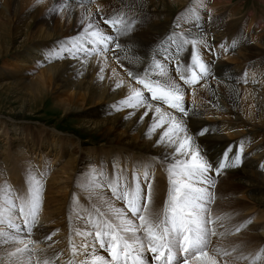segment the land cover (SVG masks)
<instances>
[{
    "label": "bare ground",
    "instance_id": "1",
    "mask_svg": "<svg viewBox=\"0 0 264 264\" xmlns=\"http://www.w3.org/2000/svg\"><path fill=\"white\" fill-rule=\"evenodd\" d=\"M170 1L109 0L105 5L99 6L93 0L90 2L89 0H80L78 3L69 0H60V3L57 0H0V60L8 58L13 53L21 52L18 49L10 51L8 45L13 44L14 46L15 38L23 33L25 40L21 47L27 46L23 54L20 56L17 54L12 69L9 70L5 66L0 68V77L11 78L9 85H17L26 91L30 90L37 97L54 92L57 97H60L55 102L56 106L63 108L65 113H83L85 118L80 120V123L84 125V129H89L94 125L93 129L102 135L110 145L125 148L124 151L143 152L142 155L146 159L136 161L133 164V169L141 174L142 179L145 172H153L154 175L159 172L161 184L154 187L152 193L154 192L155 195L160 190L167 191L170 188L168 173L157 166L156 160L164 162L167 167H172L174 162L172 148L166 144H158L161 133L169 125L165 124L163 128L157 129L151 135L148 134L150 125L155 119H158L155 108L160 107L165 120L183 127L184 131L179 133V137L181 139L191 137L192 150L198 151L204 160L213 165V172L218 170L215 173L218 176H216L217 180L211 171L210 184L201 187L207 189L205 209L215 205L213 208L211 207L212 212L225 213L222 214L224 221L214 225L216 230L220 229L218 235L222 238H224L223 236L230 237V233L238 229L240 234L247 235L249 238L246 241L247 244L245 241V243L236 241L235 244L227 247L226 243L237 240L232 235V238L222 239L227 241L224 246L208 245L205 250L209 256L215 259L216 264H221L217 256L225 251L230 255L234 253L238 259L242 256L240 252L246 254L245 250L249 247L251 250L255 244L258 247L262 245L264 248V218H261L262 213L259 208L254 210L256 205L264 208V173L259 171H264V92L260 89L263 82L260 83L258 80L262 77L264 80V32L256 31L253 28L252 31L255 34L249 33V29L252 27L251 20L248 29L243 27L242 35V26L225 23L222 17L211 15V11H215L216 4L211 5L210 9L212 10L207 12L202 11L204 0H188L195 4L196 10L189 12L187 9H183L185 15L183 20L173 23L177 24L180 34L196 39V43L199 44L197 49L194 47V49H188L183 40L172 41V35H168L171 32H167V28H162V24L157 22V19L154 21L151 19V15L155 13L152 11H158L159 4L161 6L170 4ZM198 1L203 5H198ZM33 2H36L39 7L30 5ZM52 9H56V11H52ZM116 9H119L117 11L123 17L119 23L113 22L117 31L111 32L106 28L104 21L107 20L108 23H111L107 14ZM132 10L151 14H145L137 19ZM21 22H27L25 29L20 28ZM89 25H91L90 29ZM92 33H96V36L93 37ZM100 35L108 37L109 42H92L93 40L98 41ZM117 36L121 37L120 41H117ZM115 42L116 47L113 48ZM175 47L179 48L178 55ZM215 50L227 51L229 56L226 59L232 58L236 63L235 66L232 67L222 59L215 58V55L212 54ZM181 51L183 54L179 55ZM95 53H99V55L92 56ZM163 55L165 56L163 57ZM19 59L23 62L20 64L21 67L17 62ZM175 59L182 60L180 63L182 66L174 67ZM33 62H44L46 67L36 76L26 77L24 72L28 68H32ZM200 64L205 67L201 68ZM157 65L160 67L158 68ZM193 65H195V69H193ZM152 69H156V71L152 72ZM193 72L196 73L195 80H192ZM129 73L139 79L149 80L150 78L153 86L158 81L157 86L165 87L166 90L163 91L171 92L172 95L178 93L186 99L184 105L179 102L186 111L182 113L174 108L169 109L170 106H167L162 100H150L152 110L149 116L143 120L140 119L144 112L143 108L126 107L125 111L115 115L114 111L120 107L123 108L120 101L127 99L130 93L135 90L147 93V90L137 83ZM248 73L257 75L258 79L254 85L250 83L247 85L246 78L242 77ZM180 75H184L187 82L182 81ZM168 84L178 85V91L169 87ZM117 85L120 87L117 88ZM223 113L231 121L218 124L219 122L216 120L219 116L224 115ZM109 115L110 117H104L97 121L87 118ZM222 128L228 131H223ZM201 131H205L206 134L200 135ZM4 138H8L7 133ZM31 140L30 148L34 150L35 154L41 145L39 143L46 144L45 141H39L36 136H32ZM48 146L51 147L48 153L46 152L49 147L43 150L41 147L42 151L39 154L50 155L52 152L55 157L58 154L61 156L68 154L72 157L70 160L77 158L65 146L52 147V143ZM222 148L228 150L227 152H237V158L240 161L237 166H241L240 169H233L234 166L230 162L227 165L223 164V168H219L221 161L215 156L219 157L218 154L223 152ZM77 150H75L76 154ZM119 154L118 151L116 163L122 164L124 157H120ZM101 165L110 166V163L103 161ZM74 166L78 167V161L74 163ZM70 169L68 168L65 173L70 175ZM122 174V171L116 173L115 182H118L117 176L122 179ZM41 176H37V178L43 180ZM15 179L16 182L12 183V187L16 189L15 195L18 198V204L10 200V202L0 200V218H2L4 230L9 232H11V229L7 228L9 222L14 225L22 224V220L15 214V210L24 207L27 212L26 204L31 200L25 194L26 191L24 193L19 191L20 183L23 180L28 181V189L31 188L33 192L40 193L42 190L41 185L37 184L33 176L29 178L23 173H17L14 175ZM90 182L84 180L85 184ZM101 183L108 185L106 179H103ZM130 186L134 187L135 184ZM212 186H214V190ZM47 189L52 195L60 192L61 194L65 193L58 183L53 188L49 185ZM247 191L248 195L245 196ZM213 192L216 193V204L209 203L208 193L212 195ZM152 193L143 214L151 217L159 215L161 219H164L166 205L162 208L159 201L161 200L164 205L165 200L156 199ZM37 200L36 224L30 228L31 235L26 237L21 232L18 234L19 237L29 245H40L37 255L41 261L49 260L50 264H55L64 258L58 264H79L81 256L74 255V253H77L79 245L85 242L86 230L93 233L92 236H87V240L92 241L95 232L103 231L104 222L108 221L96 222L97 217L102 213L100 212L101 208L94 204L86 205L90 210L88 215H83L78 222H71L69 233L67 228L69 222L63 216L66 214L65 206L68 199L61 197L56 200L53 196L42 201L37 196ZM51 200L57 202V206H52ZM81 204L85 205V202H81ZM251 204L256 205L252 206ZM39 206H42L47 214L40 212ZM117 206L126 210L124 203ZM56 207L59 208L60 217L55 214L58 211ZM227 208L233 209V214L229 212L230 209L227 213L224 212ZM238 211H242L241 215L244 213L242 217L238 215ZM25 219L31 221V217H25ZM55 222L62 228L54 226ZM237 226L239 228H236ZM122 235L127 236L128 234L122 233ZM137 235L145 238L146 242L143 230ZM239 242H243L242 247L238 246ZM16 246L23 247L19 244ZM102 250L97 246L89 252V264H92L96 255L108 259L107 256L110 254ZM9 251H15L12 244L0 245V259L4 255L7 256ZM80 251L82 252V250ZM141 252L144 256L143 264H160L154 259L151 252L146 250H141ZM136 255V253L133 254L134 257ZM207 259V257L201 256L199 260H192V264H207ZM245 261L247 264L258 262L256 259L248 257ZM2 264H12V262L8 257ZM129 264H132V261H129Z\"/></svg>",
    "mask_w": 264,
    "mask_h": 264
},
{
    "label": "rangeland",
    "instance_id": "2",
    "mask_svg": "<svg viewBox=\"0 0 264 264\" xmlns=\"http://www.w3.org/2000/svg\"><path fill=\"white\" fill-rule=\"evenodd\" d=\"M69 1L73 3L80 2V0H69ZM93 1L97 2L99 6L100 5L102 6V5H105V3L109 0H93ZM168 1L170 0H167V2ZM190 1L171 0L170 4H166V5L162 4L163 7L159 4L157 7V9L159 10L152 11V13L155 12L154 13L155 15L152 14L151 19L153 21L157 19V22L162 24V28H167L168 29L167 32L169 31L171 32L168 35L169 36L172 35L171 37L172 41L176 42V41L183 40V43L186 44V48L197 49L199 44L196 43V39H192L186 35L180 34L179 33L180 31H178L177 26H176L177 24H173L176 21L183 20V18L185 17V15L183 14V9H187L189 12L196 10L194 8L196 7L195 4L191 3ZM204 2H205L203 3L204 5L201 4L199 1L197 3L198 5L204 6L202 11L209 12L212 10L210 9L211 5L216 4V8L219 10L217 11V9L215 8V11L214 10L211 11V15L215 17H222L224 19L223 22L225 23H229V24L236 25V26L239 25L240 27L242 26L241 34L243 33L244 28L248 29L249 23L251 20H252V27L251 29H249V33H253L252 31L253 28H255L256 31L261 30L264 32V0H204ZM30 5H35L39 7V5L36 2H33V4L30 3ZM117 10L119 9L111 10L107 14L109 18L111 19V23L110 22L106 23V28L110 30L111 32L117 31L115 30V27L113 26L114 25L113 22L117 21V23H119V21H122L121 17L123 16H120L119 11ZM132 12L135 18L137 19H139L141 16L145 14H151V13H147V12L139 11V10H132ZM26 24L27 22H21L20 28L25 29ZM172 25L174 26L172 27ZM118 34L120 36V33ZM118 39L117 41H120L121 37H118ZM232 39L234 40V37H232ZM24 40H25V35L23 33L22 35L17 36L15 38L16 43L14 46L13 44L8 45L9 47L8 49H10V51L12 52L15 51V49L21 50V52L17 51L18 52L17 54L20 56V54H23L25 52L24 50H26L27 48V46L26 47L24 46L23 48L21 47ZM115 47H116V42L113 45V48ZM178 50L179 48L176 49V52ZM17 54L13 53L9 55L8 58L6 57L0 60V68L1 67L3 68L5 66L9 70L12 69V67H14V64L16 62V58L18 56ZM181 54H183V51L179 52V55ZM212 54L215 55V58L218 57V59H222L223 61H225L232 67L235 66L236 64L234 63L235 61L232 58L226 59V57L229 56V53H227V51L215 50V52L213 51ZM95 55H99V53L98 54L95 53L92 56H95ZM177 55H178V52H177ZM164 56L165 55H163V57ZM20 59L17 61L19 62L18 66H20L21 63H23ZM181 62L182 60L179 61L178 59H175V63L173 65H181L180 64ZM32 64H33L32 68H28V70L24 72V75L26 77L36 76L46 67V64L44 62L43 63L33 62ZM183 66H184V63H183ZM193 69H195V65H193ZM155 71L156 69H152V72H155ZM242 77L246 78L247 85L248 83L254 85L256 83L255 81H257L258 79L257 75L249 74V73ZM262 78L258 80L260 81V83L263 82L260 85V89H262L264 92V80ZM11 80L12 79L11 78L9 79L8 77L7 78L4 76L0 77V127H1L0 128V200L1 199L5 201L10 200L11 202H15V204H18L17 203L18 198L15 195L16 189L12 187V183L16 182V179L14 180V175L15 174L17 175V173H23L25 176L29 178L33 176L37 184L41 185L42 187V190L40 191V193L38 192V198H40L42 201L48 200L53 196L55 197L56 200H59L61 197L68 199V203L65 206L66 214H64L63 216L64 218L66 217L67 221L69 222L67 223V228H68L69 233H70V228H71V224H70L71 222H78L83 215H88L90 210H89V207H86V205L88 206L89 204H91L90 206L94 204V206L97 205L98 207L101 208L100 212L102 213L100 216L97 217V221H96L97 223L100 222L101 220H108L114 225L123 224L124 218H121L116 213L117 209H121L120 208L121 206L118 207L117 205L123 202L116 200L112 196V190L114 188H119V187L130 188V185L131 184L134 185L137 179L139 180V183H142L140 204H141V207H144V195L147 192V185H146V182L144 181V178L142 179L141 174H139L137 171L133 169V164H135L136 161L144 160V158L146 159V157H143L142 155L143 152L138 153L132 150L124 151L125 148L123 149V148H119L116 145L114 146L110 145L109 143H107V140L103 139L102 135H100L95 129H93L92 126L94 125H92L89 129H84L83 127L84 125H81L80 123V120L85 118L83 116V113H65L63 108L56 106L55 102L60 97H57V94H54V92H50L49 94L45 93L44 95L37 97L33 94V92H30V90L26 91V90L20 89L17 85H9V82ZM149 80H145V81L147 83L152 84L151 80L150 81ZM154 86H157V84ZM159 87H161L163 90H166L165 87L163 86H159ZM173 95L175 96L179 94L173 93ZM183 99L184 98H182L179 102H182V104L184 105L186 99L184 100ZM173 102L174 100L172 98H169V101L168 103H166V105L170 106V104ZM71 104H73V102H71ZM180 106L182 107V105ZM168 108L172 109V107H168ZM126 109H127L126 107H123V108L120 107L118 108V110L114 111V114L116 115L118 113H121L122 111H125ZM223 114L224 115L219 116L220 119L218 118V120H216L219 122L218 124L228 123V121H231L228 117L225 116V113ZM104 117H110V115L109 116H95L91 118L87 117V118L97 121V120L103 119ZM222 130L228 131L225 128H222ZM4 133L5 134L7 133V137H8L7 139L4 138L5 137ZM32 136H36L39 141L46 142V144L45 143L43 144V142L39 143L41 145L38 148L36 154L34 153V150L30 148V145L32 144V140H31ZM51 143H52V147L65 146L70 152L74 153L75 154L74 157H77V158L75 160H70L72 157H70L68 154L64 156H61L60 154H58L55 157V155H52V152H50L51 153L50 155L39 154L40 151L49 147L48 145H51ZM41 147H42V150H40ZM50 149L51 147H49L46 153H48ZM76 149H78L77 154L75 151ZM120 149L122 150L120 151ZM118 151L120 152L119 156L124 157L122 164L116 163V159L118 158ZM221 151L223 152L218 154L220 158L219 157L217 158V156H215L216 159H219L221 161V164L227 165L230 162L231 165L234 166V168L232 167L233 169L241 168V166H237V164H235V161L237 159V152L235 151L227 152L228 150L223 149V148ZM77 161H78V167L74 166V163ZM98 161L101 163L103 161L106 163H110V166L109 165L102 166L101 163H97ZM113 163H115L116 165H112ZM156 163L159 168L164 169L168 173L167 178L169 180V177H170L169 169L171 167L165 166L164 162L159 161V160H156ZM68 168H71L70 175L69 173H65ZM241 170H238V171H241ZM120 171H122L123 173L122 179H120L119 176H117L118 182H115L116 181L115 175L116 173H119ZM217 171L218 170H215L214 172L212 171V174H214L213 177L215 179L217 176V174L215 173H217ZM259 171H262V173H264L263 170H259ZM147 173H148V176H151L149 178L152 182V189H151V193H152L154 187L161 184L160 175H159V172L157 173V175H154L153 172H152L153 174L149 172ZM39 174L42 175L41 177L43 178V180L37 178V176H40ZM103 179L107 180L108 185H104L101 183V181L103 182ZM84 180H88L91 182L88 184H85ZM56 183L60 184V187H62L61 190H65L64 191L65 193L61 194L60 192L58 194L56 193L55 195H52L50 193L47 187L50 185V187L53 188L55 187ZM28 184H29L28 181L23 180L19 185V191L22 193L26 191L25 194L29 196V198L31 199V196L33 195L34 192L31 190V188L28 189ZM67 184H70V185L68 186ZM208 184L210 183L202 184V186H199V187H204L205 185L208 186ZM169 189L167 191L160 190V192L156 195L154 194V192L152 193L153 196L155 195L156 199L165 200L164 205H162L163 203L161 200L159 201L160 206H162V208L166 205L164 207L165 214H166V209L168 208L167 201L170 199L168 195ZM212 189L214 190V186H212ZM247 195H248V191L245 193V196ZM208 197H209V203L216 204L217 197H216L215 192H213L212 195L208 193ZM83 201L85 202V205L81 204V202L84 203ZM57 204H58L57 202H52L51 200L52 206L55 207L57 206ZM251 205L254 206L256 204H251ZM214 206L215 205H211L212 208ZM258 206L259 205L254 206V210L256 208H259L260 213H262L261 218H264L263 217L264 208L258 207ZM211 207L206 208V211L203 213V218L206 221L205 227L210 230V233L212 232L208 238L209 239L208 245L217 244L220 247L224 246L227 241L225 242V240L223 241L222 239L224 238L229 239L230 237L232 238V235L233 237L237 238V240L230 242V243H226L227 247H230L231 244H235L236 241L246 242L249 239L247 235L245 236L244 234H240V231L238 229L237 230L239 233L236 230L235 232L232 231L233 233L232 232L230 233L229 235L230 237L228 236L226 237L223 236L224 238L220 237L218 235V232L220 231V229L216 230V227L214 225H216L217 223H222L224 221L223 215L225 213L223 212H221V214L220 212L218 214L214 213L212 212ZM122 209L124 213L126 214L125 216L126 219L133 221V223L136 226L140 224V221L138 220V218L135 216H132L131 211L128 208H126V210L124 208ZM229 209L227 208L226 211L224 212L227 213ZM39 210L40 212L47 214L46 210L42 206H39ZM229 212L233 214L232 213L233 209H230ZM241 212L242 211H238L239 216L241 215ZM55 214H57V217H60L59 208ZM242 215L240 217H242ZM56 223L57 222H55V224L53 225L56 226L57 228H62L60 224H56ZM244 223L245 221L243 222V224ZM78 227L76 226V229H78ZM236 228H239V227L237 226ZM73 230L75 231L74 226H73ZM243 242L242 243L239 242L240 244L238 246L242 247L241 244L243 245ZM247 243L248 242H246V244ZM29 246L35 249V255L33 257V262L35 264V261L39 257L37 253L39 252L38 249L40 248V245H29ZM102 251L103 252L105 251L106 253L108 252V254H110L106 248ZM245 251H246V254L245 252H240L242 256H240V258L238 259L236 258L237 256H234L235 255L234 253L233 254L231 253L232 255L231 256L229 252L227 253L226 251L222 253L221 255L218 254L219 256L217 257L219 258L221 264H247V262L245 261L247 257L254 258L260 264H264V248L262 245L258 247V245L255 244L254 246H252L251 250L249 247ZM243 256L246 258H244ZM7 258H8V255L2 256L0 259V264H2ZM107 258L109 259L110 256L108 255ZM63 259L64 258H61L60 259L61 261L59 260V262H62ZM258 262L256 264H259ZM58 263H55V264H58ZM190 264H192V260L190 261Z\"/></svg>",
    "mask_w": 264,
    "mask_h": 264
},
{
    "label": "snow or ice",
    "instance_id": "3",
    "mask_svg": "<svg viewBox=\"0 0 264 264\" xmlns=\"http://www.w3.org/2000/svg\"><path fill=\"white\" fill-rule=\"evenodd\" d=\"M57 2L60 3V0ZM52 11H56V9H52ZM104 22L108 23L107 20ZM88 28L90 29L91 25ZM92 36H96V33H92ZM92 42L108 43L109 40L108 37L100 35L98 41L93 40ZM157 67L160 66L157 65ZM174 67L178 68L179 66L175 65ZM200 67L204 68L205 66L200 64ZM129 75L142 85L147 93L135 90L129 94L127 99L121 100L120 105L133 109L143 108L141 120L148 117L152 110L150 100H162L168 103L169 98H172L174 102L170 104V107L182 113L186 111L180 106L179 101L182 99L180 95L173 97L171 92H165L161 87L153 86L144 79L133 76L132 73ZM195 78L196 73L193 72L192 80ZM180 79L187 82L184 75H180ZM156 84L158 85L159 82L157 81ZM168 86L178 91V85L168 84ZM119 87L120 85H117V88ZM155 113L158 114V119H155L150 125L148 134L151 135L157 129L168 124L169 127L161 133L158 144H166L172 148L174 153V162L169 169L170 189L168 195L170 199L167 201L168 208L164 219H161L159 215L151 217L143 214L147 209L152 189V182L147 172L144 174V181L147 185L144 207H141L140 204L141 185L138 179L134 187L114 188L112 196L116 200L122 201L124 206L131 211L132 216L138 218L140 224L136 226L133 221L125 218L126 214L123 209H117L116 213L124 218V223L114 225L105 221L104 230L96 231L92 241H88L87 236H92L93 233L86 230L85 242L80 244L77 253H74V255L81 256L79 264H89V252L97 246L101 249L107 248L110 258L106 260L104 256L96 255L92 264H129L130 260L132 264H143L144 256L141 250L151 252L154 259L160 264H190L191 260H199L201 256L208 258L207 264H216L215 259L210 257L205 250L211 234L210 230L205 227L206 221L203 218V213L206 211L207 189L198 186L209 183V173L212 171L213 165L204 160L198 151L192 150L191 137L183 139L179 137V133L184 131L182 126L165 120L160 107L155 108ZM199 134L204 135L206 132L201 131ZM239 162V158H237L235 164L238 165ZM223 167V164L219 165V168ZM37 196L38 192H34L31 200L26 204L27 212L24 207L15 210V214L22 220V224L14 225L9 222L7 228L12 229L11 232L4 230L3 221L0 218V245L12 244L15 247V251L7 253L12 264H34L35 249L30 247L29 243H26L18 234L23 232L26 237L31 235L30 228L36 224ZM25 217H31V221L29 222ZM141 230L145 234L146 242L145 238L137 235ZM122 233L128 235L125 236ZM17 244L23 245V247H18ZM134 253L137 254L135 257ZM35 264H50V261H41L37 258Z\"/></svg>",
    "mask_w": 264,
    "mask_h": 264
}]
</instances>
